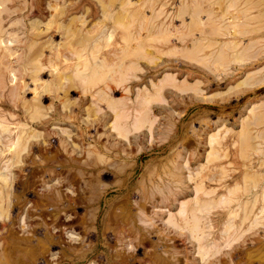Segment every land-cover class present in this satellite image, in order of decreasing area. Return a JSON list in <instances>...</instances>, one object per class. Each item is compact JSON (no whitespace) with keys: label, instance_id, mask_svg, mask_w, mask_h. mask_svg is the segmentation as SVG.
<instances>
[{"label":"rangeland","instance_id":"obj_1","mask_svg":"<svg viewBox=\"0 0 264 264\" xmlns=\"http://www.w3.org/2000/svg\"><path fill=\"white\" fill-rule=\"evenodd\" d=\"M0 38V60L14 68L16 86L20 78L27 80L28 55L42 46L36 61L49 64L40 72L48 80L39 90L67 76L59 91H68L70 101L62 111L61 92L44 91L39 102L49 109L29 121L20 100L29 99L30 90H14L7 73L0 81V116L12 129L21 121L23 129L36 131L21 161L9 166L0 264H264V222L250 226L238 207L264 185V120L251 124L253 133L259 131L250 140L255 149L243 148L240 139L250 108L253 114L264 111V0H0ZM167 73L174 83H164ZM212 132L225 147L211 149ZM0 134L6 140L8 134ZM61 140L65 150L60 151ZM93 149H100V159ZM59 152L79 165L69 166ZM210 152L217 155L208 159ZM199 164L206 175L195 176L194 184L188 176ZM246 169L261 176L248 192L232 185ZM56 189L62 194L54 195L58 204L50 197ZM17 196L24 200L15 202ZM66 199L75 200L76 208L60 210L54 227V209ZM179 201L200 211L171 223ZM11 219L16 221L10 226ZM26 237L33 240L25 244Z\"/></svg>","mask_w":264,"mask_h":264},{"label":"bare ground","instance_id":"obj_2","mask_svg":"<svg viewBox=\"0 0 264 264\" xmlns=\"http://www.w3.org/2000/svg\"><path fill=\"white\" fill-rule=\"evenodd\" d=\"M5 1V0H4ZM195 1V0H194ZM183 4V3H182ZM181 4V5H182ZM198 5V4H197ZM197 5H196V2H195V6L194 7H197ZM162 6V5H161ZM172 6V5H171ZM183 6V5H182ZM185 6V5H184ZM232 6V5H231ZM210 7V6H209ZM102 8V7H101ZM183 8V7H182ZM197 8H200V7H197ZM197 8H195V10H198ZM235 8H237V7H235ZM234 8V9H235ZM190 9H192V8H190ZM139 10V9H138ZM151 10V9H150ZM182 10V9H181ZM180 10V11H181ZM194 10V11H195ZM208 10H210L209 8H208ZM208 10L207 11H202V12H207V14L208 15H212V14H214V13H208ZM178 11H179V9H178ZM180 11H179V13H180ZM193 10H192V12H194ZM237 11V10H236ZM134 12V11H133ZM191 12V13H192ZM196 12V11H195ZM198 12H201L200 11V9H199V11ZM201 12V13H202ZM210 12H211V10H210ZM197 13V12H196ZM195 13V14H196ZM223 13H225V11H223L222 12V14ZM234 13V12H233ZM198 14V13H197ZM203 14V13H202ZM221 14V13H220ZM235 14H237V12L235 13ZM59 15V14H58ZM178 15H180V14H178ZM199 15V14H198ZM225 16V15H224ZM115 18V17H114ZM178 18V17H177ZM196 18V20H197V17H195ZM222 18V17H221ZM252 19V18H251ZM250 18H249V20H251ZM116 20V19H115ZM132 20V19H131ZM153 20V19H152ZM196 20H194L195 21V23H197L196 22ZM209 20H211V19H209ZM47 21H49L50 22V19H48ZM119 21V20H118ZM192 21V20H191ZM214 22V21H213ZM212 22V23H213ZM120 23V22H119ZM211 23V22H210ZM221 23V22H220ZM219 23V24H220ZM235 23V22H234ZM234 23H233V25H232V27L234 26V27H238L239 25H234ZM237 23V22H236ZM235 23V24H236ZM52 24V23H51ZM214 24V23H213ZM50 25V24H49ZM189 25H191L192 26V28L194 27V25L193 24H189ZM196 25V24H195ZM248 25V24H247ZM119 26V25H118ZM144 26V25H143ZM188 26V25H187ZM228 26V25H227ZM241 26V25H240ZM242 26H244V27H246V24L245 25H242ZM232 27H230V28H232ZM248 27V26H247ZM221 28H225V25H224V27H220V28H218L217 26H216V30L218 31V30H221ZM239 28V27H238ZM102 29L103 30H105L104 29V27L102 26ZM175 29V28H174ZM195 29H197V28H195ZM194 29V30H195ZM260 29V28H259ZM45 30V29H44ZM65 30H67V27H66V29ZM144 30V29H143ZM168 30V29H167ZM193 30V29H192ZM232 30V29H231ZM239 30V29H238ZM241 30V29H240ZM239 30V31H240ZM246 30V29H245ZM247 30H250V29H247ZM70 31H72L71 29L68 31L67 30V32H70ZM195 31H197V30H195ZM239 31H237V32H239ZM242 32H244V30L242 29L241 30ZM240 31V32H241ZM66 31H65V33H67ZM233 32H235L234 31V29H233ZM241 32V33H242ZM246 32V31H245ZM244 32V33H245ZM250 32V31H249ZM71 34V33H70ZM87 34V33H86ZM86 34H84V37H87V36H89L90 34H88L87 36H85ZM66 35V34H65ZM179 35V34H178ZM139 38V37H138ZM9 40H11V38L10 39H8V43L10 42ZM65 40H67V39H65ZM4 42V40L2 39V38H0V44H2ZM7 42H5V45H6V43ZM49 42V41H48ZM52 42V41H51ZM63 42V41H62ZM198 42V41H197ZM46 43V42H45ZM61 42H58V45H61L60 44ZM78 43H80V42H78ZM192 43V42H191ZM190 43V44H191ZM259 43V42H258ZM57 43H55V45H56ZM199 44V43H198ZM197 44V45H198ZM227 44L228 43H226L225 44V46H227ZM211 44L209 43V46H210ZM50 46V45H49ZM190 46V45H189ZM224 46V45H223ZM224 46V47H225ZM232 46H235V44L234 45H232ZM232 46H230V47H232ZM192 47V46H191ZM197 47V46H196ZM204 47V46H203ZM207 47V46H206ZM229 47V48H230ZM48 48V47H47ZM50 48V47H49ZM48 48V49H49ZM73 48V47H72ZM193 48V47H192ZM227 48V47H226ZM242 48V47H241ZM6 49H7V47H6ZM42 46L41 47H39V48H37V52H36V50L34 51V52H32L31 54H29L28 55V57H27V62H26V69H27V71H26V74H27V80H25L23 77L22 78H20V83H19V85H17L16 86V76H15V74H14V68H11L10 66H9V64H4L3 62H2V60H0V81L2 80L3 81V79H4V77H5V73H7V74H10L11 75V78H10V81L12 80V81H14V82H12V83H14V87H12L14 90L18 87H20V88H26V89H29L30 91V93H31V96H30V98L29 99H27V97L25 96V95H23V96H25L24 98L22 97H20L21 98V100H20V106L24 109V111H25V113H26V117H27V120H29V121H35V120H40V118L41 117H43V115L44 114H46L45 113V111L47 112V110L49 109V107H48V109L46 110L44 107H43V105L42 104H40V102H39V98L40 97H42L41 96V94H42V92H48V93H50V90H55L56 91V93L55 94H57V93H59V92H61V91H59V90H63V86H64V82H63V80L67 77H64L63 75H61V76H59V78H57L56 79V81L55 82H53V81H51L48 85L46 84V86H44V88H43V90L42 91H40L39 90V85H40V83H42L44 80H46L47 78H42V76H40V72H41V70L43 69V67L44 66H46V64L47 65H49L47 62H45V61H40V58H41V54L44 52V49H43V52H42ZM197 49V48H196ZM198 49H201V51H202V48H198ZM228 49V48H227ZM222 50V49H221ZM220 49L218 50V52H219V54L221 55L222 53L220 52L221 51ZM241 50V49H240ZM240 50L238 51V53H240ZM49 51H51V50H49ZM57 51V50H56ZM55 51V52H56ZM54 52V53H55ZM12 52H10L8 55H10ZM54 53H52V56L54 55ZM58 53H59V49H58ZM76 53V52H75ZM133 53V52H132ZM49 54V53H48ZM7 55V56H8ZM39 55V62L38 61H36L37 60V56ZM44 55V54H43ZM215 55H218V53L217 54H215ZM54 56H57V55H54ZM79 56V55H78ZM123 56V55H122ZM122 56H120V58L122 57ZM223 55H221V59L223 58L222 57ZM238 56H240V54L238 55ZM237 55L235 56L236 58L238 57ZM11 57V56H10ZM37 57V58H36ZM63 57V56H62ZM127 57V56H126ZM219 57V56H218ZM49 58V57H48ZM47 58V59H48ZM65 58V57H64ZM92 58V57H91ZM94 58V57H93ZM215 58V57H214ZM217 58V57H216ZM215 58V59H216ZM78 59H80V58H78ZM51 60V59H50ZM52 60H54V59H52ZM64 60V59H63ZM88 63H91L90 62V60L89 59H85ZM218 60H220V57L218 58ZM238 60V59H237ZM34 61H36V62H34ZM122 61V60H121ZM217 61V60H216ZM2 62V63H1ZM40 63V64H38V63ZM49 62H51V61H49ZM53 62V61H52ZM51 62V63H52ZM212 62V61H211ZM130 63H132V62H130ZM220 63V62H219ZM225 63V62H224ZM84 64H85V66H84ZM83 64V67H86L88 64L85 62ZM80 65H82V63L81 64H79V66ZM54 66H55V64H54ZM76 66H78V65H76ZM135 66V65H134ZM221 66V65H220ZM81 67V66H80ZM137 67V66H136ZM131 68V67H130ZM134 68V67H133ZM209 68H210V66H209ZM208 68V69H209ZM45 69V68H44ZM78 69V68H77ZM82 69V68H81ZM95 69V68H94ZM49 70H50V68H49ZM83 70V69H82ZM253 71V70H252ZM256 71V70H255ZM25 72V71H24ZM93 72V71H92ZM124 72V71H123ZM102 73V72H101ZM78 74V73H77ZM104 74V73H103ZM246 74V73H245ZM248 74V73H247ZM74 75V74H73ZM170 74H168L167 73V76L165 77V79H164V83H166L165 81L167 80V79H169V78H167L168 76H169ZM101 76H102V74H101ZM172 76H173V74H172ZM253 76V75H252ZM86 77V76H85ZM90 77V76H89ZM97 77V79H98V77L99 76H95V78ZM121 77H122V75H121ZM87 78V77H86ZM86 78H85V80H86ZM90 78H92V77H90ZM100 78V77H99ZM170 78H172V77H170ZM50 79V78H49ZM69 79V78H68ZM80 79V78H79ZM250 79V78H249ZM260 79V78H259ZM262 79V78H261ZM48 80V79H47ZM46 80V81H47ZM81 80V79H80ZM89 80V79H88ZM93 80H94V78H93ZM124 80V79H123ZM170 81H172L173 83L175 82L174 80H173V78H172V80L171 79H169ZM263 80V79H262ZM39 81H41V82H39ZM84 81V80H83ZM95 81V80H94ZM94 81H92L91 80V83H93ZM256 81V80H255ZM36 82H38V83H36ZM85 83L87 82L88 84H89V82L88 81H84ZM159 82H160V80H159ZM161 82H163V81H161ZM160 82V83H161ZM167 82H168V80H167ZM172 82H170L171 84H172ZM244 82V81H243ZM44 83V82H43ZM47 83V82H46ZM96 83V82H95ZM160 83H159V85H160ZM237 83V82H236ZM37 84V85H36ZM94 84V83H93ZM163 84V83H162ZM169 84V83H168ZM196 84V83H195ZM246 84V83H245ZM250 84V83H249ZM70 85V84H69ZM76 85V84H75ZM86 85V84H85ZM167 85V84H166ZM180 85V84H179ZM179 85L177 86V87H179ZM181 85H182V83H181ZM181 85H180V87H181ZM81 86V85H80ZM89 86H92V85H89ZM152 86H155V85H153L152 84ZM158 86V85H157ZM173 86V85H172ZM183 86V85H182ZM68 87L69 86H67V89H68ZM82 87H83V85H82ZM86 87L88 88V85H86ZM162 87V86H161ZM175 87H176V85H175ZM193 87V86H192ZM235 87V86H234ZM85 88V87H84ZM174 88V87H173ZM24 89H23V91H24ZM176 90H177V88H175ZM185 89V88H184ZM197 89V88H196ZM39 90V91H38ZM159 90H160V88H159ZM158 90V91H159ZM179 90V89H178ZM22 91V90H21ZM21 91H19L20 93H23V92H21ZM59 91V92H58ZM84 91V90H83ZM194 91V90H193ZM25 92H26V90H25ZM24 92V93H25ZM68 92V91H67ZM67 92L66 91H63V92H61L60 94H61V97H60V102H61V109H62V111H63V107H68V103H70V101L68 100V96H67ZM99 93V92H98ZM105 93V92H104ZM50 94H52V93H50ZM106 94V93H105ZM156 94H159V93H156ZM43 95V94H42ZM99 95H101V94H99ZM144 96H146V95H144ZM147 96H148V94H147ZM153 96H155V95H153ZM157 96V95H156ZM155 96V97H156ZM115 98V97H114ZM73 99V98H72ZM105 99V98H104ZM144 99V98H143ZM149 99H151L152 100V98H149ZM155 99V98H154ZM158 98H156V100H157ZM160 99V98H159ZM42 100V99H41ZM116 100H118V99H116ZM97 101H98V98H97ZM113 101V100H112ZM141 101H143V100H141ZM148 101V100H147ZM160 101V100H159ZM100 102V101H99ZM120 102V101H119ZM42 103V102H41ZM106 103V102H105ZM115 103V102H114ZM118 103V102H117ZM117 103H115V104H117ZM111 104V103H110ZM110 104H108L107 106H109ZM257 105V104H256ZM260 107H261V104H258ZM48 106V105H47ZM104 106V105H103ZM114 106V105H113ZM66 107V108H67ZM105 107V106H104ZM254 107V106H253ZM252 107V108H253ZM113 109V108H112ZM115 109V108H114ZM149 110V109H148ZM250 114H252V116H251V119L249 118V120L250 121H248V119L246 120V118H248V115H247V117H245V120H244V122H246V123H243V127H241L242 128V130H241V135H242V137L240 138V139H242V145H243V148H245V149H247V148H249L250 150H252V148L253 149H255V147H253V145H252V142L250 141L252 138H257V137H259V131L256 129V131H254V133H253V131H252V127L253 126H251V124H253V125H256L257 123H259L261 120H264V113H262V112H264V111H259L258 113H254L253 114V111L252 110H254V109H251L250 108ZM114 111V110H113ZM144 111H146V109L144 110ZM67 112V111H66ZM115 114H117V113H115ZM249 114V115H250ZM9 115V114H8ZM140 115H143V114H140ZM4 116V115H3ZM9 116H12L13 117V115L12 114H10ZM71 116V115H70ZM120 116V115H119ZM125 116V115H124ZM128 116V115H127ZM122 117H123V115H122ZM121 117V118H122ZM139 117V116H138ZM250 117V116H249ZM72 118V117H71ZM152 118V117H151ZM243 119H244V117H242ZM115 119V118H114ZM120 119V118H119ZM153 119H155V117L153 118ZM118 120V119H117ZM138 120V119H137ZM15 121V120H14ZM115 121V120H114ZM146 121V120H145ZM16 122H18V121H16ZM8 121H5V119L2 117V115L0 116V133H7L8 135L6 136V140H4V141H1V136H0V160L2 159V158H4L3 159V163H4V166L3 167H1V164H0V212H1V214L3 215L4 213H5V207L8 205V198H9V191L7 190V187L9 186V181H10V176H9V172H8V170L10 169L9 168V166H11V165H16V164H18L20 161H21V159L23 158V154H24V152L26 153V151L30 148V146H31V143H32V139L35 137V135H36V131H34L33 130V128L31 127V128H28V129H23L22 128V125L21 124H24V122H19V125H16V123L14 124V127H16V129H12V128H10L9 127V125H8ZM115 123V122H114ZM135 123V122H134ZM139 123V122H138ZM148 123H150V122H148ZM141 124V123H140ZM112 125H115V127L116 128H118L119 127V125L118 124H113L112 123ZM134 125V124H133ZM150 125V124H149ZM148 126V125H147ZM222 126V125H221ZM220 126V127H221ZM150 127H151V125H150ZM256 127H257V125H256ZM115 128V129H116ZM122 128V127H121ZM120 128V129H121ZM134 128V127H133ZM132 128V129H133ZM139 128V127H138ZM148 128V127H147ZM254 128V127H253ZM35 129V128H34ZM114 129V127H113V130H115ZM119 129V128H118ZM136 129V128H135ZM218 129V128H217ZM230 128H228V129H226V130H229ZM134 130V129H133ZM132 130V131H133ZM255 130V129H254ZM116 131H117V129H116ZM122 131H124L123 133H129V129H125L124 128V130H122ZM122 131H120V132H122ZM218 131V130H217ZM225 131V130H224ZM118 132V131H117ZM215 132V131H214ZM119 133V132H118ZM224 134L226 133V132H223ZM41 134V133H40ZM125 134V137L127 136ZM217 133H210L209 135H208V140H207V142H209V144L211 145V149H217L218 147L220 148L222 145H220V146H218L219 144H224L223 146L225 147V145H226V141L225 140H220V141H218V136L216 135ZM0 135H2V134H0ZM116 135H118L117 133H116ZM120 135V134H119ZM124 135V134H123ZM150 135V134H149ZM216 135V136H215ZM221 135L222 134H220V136H219V138L221 137ZM124 137V136H123ZM124 137V138H125ZM223 137V136H222ZM264 137V136H263ZM262 137V138H263ZM126 139V138H125ZM239 139V140H240ZM241 141V140H240ZM258 143V142H257ZM256 143V144H257ZM233 144V143H232ZM240 144V143H239ZM59 145L60 146H62V147H60V148H57V149H60V151L61 150H65L64 149V147H65V145H64V142L61 140L60 141V143H59ZM73 145V147L75 146V144H72ZM223 146H222V148H223ZM248 149V150H249ZM259 149V148H258ZM219 150V149H218ZM220 150H223V149H220ZM263 150V149H262ZM57 151H59V150H57ZM93 152H94V154L96 155V157H97V159L99 158L100 159V155H98V154H100V149H93L92 150ZM242 150H240V152H241ZM259 151V150H258ZM245 152L246 153H244V155L245 156H247L248 157V155L251 153V151H246L245 150ZM61 153H63V152H61ZM60 152L58 153L59 154V156H62L63 158H65V160H66V162H67V164L70 166V165H79L78 163H76L77 162V160L75 159V157L74 156H67L66 154L64 155V154H61ZM57 154V153H56ZM211 154H212V152H210V153H207V158L208 159H210V156H211ZM213 154H216V153H213ZM212 154V155H213ZM217 155V154H216ZM243 155V156H244ZM25 156H26V154H25ZM46 156H48V154H46ZM223 156V155H222ZM250 156V155H249ZM54 157H55V155H54ZM218 157V156H217ZM207 158L205 159V160H207ZM214 158H215V156H214ZM220 158V157H219ZM212 159V158H211ZM216 159V158H215ZM208 161V160H207ZM186 163V162H185ZM184 163V164H185ZM112 164V163H111ZM249 164H250V162H249ZM200 166L198 167L199 168V170L197 171V173H195V174H191V176L192 177H190V176H188L189 177V179L191 178L192 179V182L194 183L195 182V179H196V177L198 176V175H200L201 173H202V171L204 170L203 168H202V164H199ZM121 166V165H120ZM120 166H118V167H120ZM221 166V165H220ZM247 166V165H246ZM223 167V166H222ZM206 168V167H205ZM120 169V168H119ZM118 169V171H120ZM223 170V169H222ZM103 172V171H102ZM204 174H201L200 176H201V178L200 179H202L203 177H204V175H206V172H203ZM224 173V172H223ZM189 174V175H190ZM196 176V177H195ZM208 176V175H207ZM206 176V177H207ZM212 179V178H211ZM260 179H261V176H260V174L258 173V172H256L255 170H252V169H246V171L240 176V180L239 181H234V183L232 184V185H234V187L236 188V187H239L238 185L240 184V186H242V189L244 188V190H242V191H246V192H248V191H251V189H254L258 184H259V181H260ZM197 180V179H196ZM199 180V179H198ZM198 180H197V182H195V183H198ZM202 180H204V179H202ZM201 180V181H202ZM206 180V179H205ZM214 180V179H213ZM216 180V179H215ZM207 181V180H206ZM125 182V181H124ZM194 183V184H195ZM200 184H201V182H200ZM238 184V185H237ZM96 185V184H95ZM235 185H237V186H235ZM141 186V185H140ZM224 186V185H223ZM234 187H233V189H232V187H231V189L232 190H235L234 189ZM195 189V188H194ZM200 189V188H199ZM237 189V188H236ZM239 189V188H238ZM213 190V189H212ZM232 190H231V192H232ZM196 191H198V189L196 190ZM214 191V190H213ZM105 191H102L101 193L103 194ZM145 192V191H144ZM199 192V191H198ZM198 192H196L195 193V196H196V198H198V196H199V193ZM227 192H230V189L228 190L227 189ZM225 193L226 192H222L219 196H222V198L224 197H226L227 195H225ZM209 194V193H208ZM54 195H58L59 197H62V194L60 193V191L59 190H57L56 189V191H54L51 195H50V197L51 198H53L54 199V201L58 204V202L55 200V197H54ZM44 196H46V197H49V196H47V195H45L44 194ZM102 195H99L98 196V198H97V201L100 199V197H101ZM222 198H218V199H220V200H217V201H221V199ZM79 199L81 200V201H84V197L81 195L80 197H79ZM234 199V198H233ZM24 199H21V197H16V198H14V201L15 202H22ZM216 200V199H215ZM212 201V200H211ZM210 201V202H211ZM64 202V205L62 206V207H59V205L54 209V214H52V221L54 222V227L55 226H57L58 225V222H59V218H58V212L60 211V210H67V208L68 209H72V208H76V202H75V200H68V199H66L65 201H63ZM207 205L209 206L210 204H209V201L207 200ZM217 205H219V204H217ZM200 206H201V204H200ZM214 206V205H213ZM20 206H18V208H19ZM238 207H240V208H243V210H244V213H245V216L244 217H242V218H245V219H248V224L250 225V226H255V225H257V223L258 222H264V221H262V219L264 218V185L261 187V189H260V192L258 193V194H254L253 195V197L252 198H250V199H246V200H244V201H242L241 203H240V206L238 205ZM256 207H258V209L256 208ZM208 208V207H207ZM207 208H206V206H205V209L207 210ZM239 208V209H240ZM256 208V212L254 211V209ZM28 210H26V212H27ZM190 211H193L192 212V214L193 213H196L197 211L199 212L200 211V207H194L193 209H191ZM189 211V209L187 208V206H186V204L183 202V201H179V209H178V211H177V216L179 217H177V216H175V215H172L171 216V218H169V220L171 219V220H173L174 221V219L175 220H179L180 219V217L181 216H185L186 218H189V217H191V216H193V215H189L190 212ZM169 212V211H168ZM208 212V211H207ZM233 212H235V210H231L229 213H233ZM237 212V211H236ZM235 212V213H236ZM44 212H42V214H43ZM189 213V214H188ZM209 213H210V211H209ZM22 214H23V212H22ZM171 213L169 212V215H170ZM187 214V215H186ZM18 215H19V213H18ZM18 215L17 216H15V218H17L18 219ZM206 215H207V213H206ZM196 216V215H195ZM243 216V215H242ZM77 217H78V215H77ZM96 217V216H95ZM170 217V216H169ZM74 218V217H73ZM192 218V217H191ZM195 217H193V219H194ZM262 218V219H261ZM190 219V218H189ZM189 219H187V221L189 220ZM204 219L206 220V219H210V215L208 214V217L207 216H205L204 217ZM93 221H95V224H96V221H97V217L96 218H93L92 219ZM168 220V219H167ZM170 220V221H171ZM182 220H184L183 218H182ZM197 219H195V221H196ZM243 220V219H242ZM16 221V219L14 220V219H11L9 222H8V225H12L13 224V222H15ZM208 221V220H207ZM80 222L82 223L83 222V218H81V220H80ZM198 222V221H197ZM210 222V221H209ZM151 223V222H150ZM171 223H172V221H171ZM170 223V224H171ZM261 223H258V225H260ZM175 224V223H174ZM191 224H195V225H197L196 224V222L194 223L193 222V220L191 221ZM210 224V223H209ZM194 225V226H195ZM263 224H261V226H262ZM176 226V225H175ZM178 226H180V225H178ZM177 226V227H178ZM183 226H184V224H183ZM186 227H188V226H186ZM185 227V228H186ZM230 227V226H229ZM228 227V228H229ZM240 227V226H239ZM181 228V227H180ZM196 228H198L197 226H195V231H196ZM188 229H189V232H190V229H193V226H192V228L191 227H188ZM239 229V228H238ZM248 229V228H247ZM246 229V230H247ZM245 230V231H246ZM192 231V230H191ZM201 231H202V229H201ZM200 231V232H201ZM193 232V231H192ZM196 235H194V237L195 236H198V238L199 237H201V233H199L198 231H196ZM47 235H46V238H48V240L50 241V242H52V243H55V242H57L55 239H54V236H52L51 235V233H46ZM192 234V233H191ZM190 235V234H189ZM231 236V235H230ZM238 236V235H237ZM239 237V236H238ZM192 238H193V236H192ZM197 238V237H196ZM197 238V239H198ZM196 239V241L198 242V240L200 239H198L197 240ZM33 239H31L30 237H26L25 238V240L23 241V243H30L31 241H32ZM195 240V239H194ZM37 241V240H36ZM37 242H39V243H41L40 242V240H38ZM198 246V245H197ZM14 251L16 252V253H18V249L17 248H14ZM209 256V255H208Z\"/></svg>","mask_w":264,"mask_h":264}]
</instances>
